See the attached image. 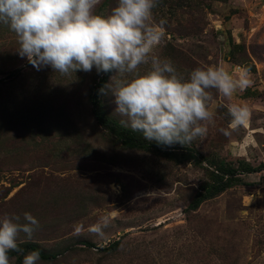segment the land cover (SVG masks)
Segmentation results:
<instances>
[{
    "label": "rangeland",
    "instance_id": "1",
    "mask_svg": "<svg viewBox=\"0 0 264 264\" xmlns=\"http://www.w3.org/2000/svg\"><path fill=\"white\" fill-rule=\"evenodd\" d=\"M116 6L118 0H100L94 12L108 16ZM160 20L165 35L152 55L170 59L183 78L190 75L187 56L196 68L222 65L252 81L231 98L210 90L207 135L162 150L126 149L124 138L95 122L89 98L108 74L37 70L0 23V219L25 223L28 212L39 221L30 239L18 237L20 248L31 243L57 255L38 264H264V8L258 0H158L153 22ZM148 70L150 63L137 73ZM232 103L249 108L243 125L231 124ZM109 106L115 121L132 130L116 112L114 95ZM136 132L147 146L153 142ZM184 153L190 162H179ZM212 156L236 169L239 182L191 211L195 191L211 182L204 158ZM105 218L101 234L91 231ZM117 240V250H103ZM21 249L9 252L10 264H23L30 251Z\"/></svg>",
    "mask_w": 264,
    "mask_h": 264
},
{
    "label": "clouds",
    "instance_id": "2",
    "mask_svg": "<svg viewBox=\"0 0 264 264\" xmlns=\"http://www.w3.org/2000/svg\"><path fill=\"white\" fill-rule=\"evenodd\" d=\"M158 0H118L111 14H96L100 0H0V23L8 25L18 37L19 55L27 57L37 70L50 66L54 72L70 75L77 71L117 75L100 89L111 92L116 112L127 117L123 122L133 131L158 145L186 146L207 135L206 122L213 113L210 103L215 89L231 98L252 83L246 75L235 76L222 65L197 67L187 79L177 73L170 59L152 55L163 41L165 20L153 22ZM150 63L143 74L137 69ZM131 79H117L124 75ZM231 124L243 125L250 112L247 105H228ZM19 216L0 219V264H10L9 252H23L20 233L30 239L39 221L28 212L25 223ZM104 223L91 226L101 234ZM81 227L74 226L79 234ZM39 251L24 256L23 264H38Z\"/></svg>",
    "mask_w": 264,
    "mask_h": 264
},
{
    "label": "trees",
    "instance_id": "3",
    "mask_svg": "<svg viewBox=\"0 0 264 264\" xmlns=\"http://www.w3.org/2000/svg\"><path fill=\"white\" fill-rule=\"evenodd\" d=\"M173 54H177L178 51L173 47L168 48ZM169 54V53H168ZM180 54V53H179ZM187 61L189 62V72L191 73L196 67L194 66V61H192L189 57ZM111 73V72H110ZM110 73H106L109 74ZM108 76L99 79L98 83L94 86L93 92L90 99L91 105V114L95 122L106 129V131L111 132L113 135L118 136L119 138H124L121 145L129 150H148L149 148H153L154 150H162L167 146L158 145L157 142L153 141L148 144L144 139H142L136 131L127 129L119 125L113 115L112 110L109 106L112 95L111 92H108L106 95L100 93V89L104 87L106 84H109ZM193 149V148H192ZM188 153L196 152L198 155H201L200 152H197L195 149L191 150L190 148L186 149ZM167 157L171 158L176 156L173 152H167ZM187 153L180 154L179 162H190L191 158ZM202 158V157H201ZM208 163L207 173L210 175L211 182L205 183L199 187L198 190L195 191L193 197L189 201L187 205V209L191 211H195L198 207L207 200L215 198L216 196L222 194L227 189L231 188L235 182H239L234 179L236 174V169H234L231 165H227L223 158L212 156L211 158H204ZM210 168H214L210 171ZM121 241H113L108 245L107 248L103 249L105 252L115 251L120 246ZM83 245L86 248H94L95 245L92 243L85 242ZM21 248H24L28 251H39L41 258L40 260L48 261L55 260L57 255H47L44 254L36 245L27 243L23 245Z\"/></svg>",
    "mask_w": 264,
    "mask_h": 264
},
{
    "label": "crops",
    "instance_id": "4",
    "mask_svg": "<svg viewBox=\"0 0 264 264\" xmlns=\"http://www.w3.org/2000/svg\"><path fill=\"white\" fill-rule=\"evenodd\" d=\"M258 4H260V9L264 8V0H258ZM252 29H253L252 27L247 29L249 31L248 34L251 32ZM231 34H232L233 38L235 39L236 36L234 35V33H232V30H231ZM237 39H238V42H240V40H241L240 34L238 35Z\"/></svg>",
    "mask_w": 264,
    "mask_h": 264
},
{
    "label": "built area",
    "instance_id": "5",
    "mask_svg": "<svg viewBox=\"0 0 264 264\" xmlns=\"http://www.w3.org/2000/svg\"><path fill=\"white\" fill-rule=\"evenodd\" d=\"M236 70H239V67H238V69H236Z\"/></svg>",
    "mask_w": 264,
    "mask_h": 264
}]
</instances>
